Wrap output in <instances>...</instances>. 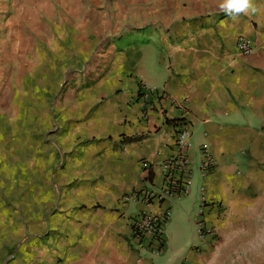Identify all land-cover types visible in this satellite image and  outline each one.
I'll use <instances>...</instances> for the list:
<instances>
[{"label": "crops", "instance_id": "crops-1", "mask_svg": "<svg viewBox=\"0 0 264 264\" xmlns=\"http://www.w3.org/2000/svg\"><path fill=\"white\" fill-rule=\"evenodd\" d=\"M9 2L22 20L83 0H0V15ZM141 2L152 6L125 20L102 74L52 96L35 111L33 131L0 137V264H160L162 255L132 237L129 219L160 213L166 202L173 213L172 200L144 206L121 197L160 184L180 121L191 132L192 175L189 193L176 200L191 191L196 214L219 237L192 242L176 264H214L233 221L264 196V0L235 14L222 0ZM239 36L252 48L247 55L236 48ZM138 83L152 92L150 109L136 97ZM202 144L214 159L208 174L198 170ZM142 161L152 164L146 177Z\"/></svg>", "mask_w": 264, "mask_h": 264}, {"label": "rangeland", "instance_id": "rangeland-1", "mask_svg": "<svg viewBox=\"0 0 264 264\" xmlns=\"http://www.w3.org/2000/svg\"><path fill=\"white\" fill-rule=\"evenodd\" d=\"M142 6L152 4L141 0L55 3L51 5L55 15L17 20L11 16L10 2L6 4L0 15V137L8 130L17 135L21 129L33 131L35 111L50 106L52 96L77 90L102 74L116 50L111 45L118 43L126 27L125 20ZM76 10L79 13L71 16ZM259 201L253 211L233 221L219 241L215 256L221 258L214 264H264V196ZM172 205L160 264H176L191 243L200 240L194 221L197 203L191 191L180 201L172 200Z\"/></svg>", "mask_w": 264, "mask_h": 264}, {"label": "built area", "instance_id": "built-area-1", "mask_svg": "<svg viewBox=\"0 0 264 264\" xmlns=\"http://www.w3.org/2000/svg\"><path fill=\"white\" fill-rule=\"evenodd\" d=\"M236 48L242 55L249 54L252 49L248 40L243 36L237 38ZM151 93V90L145 84L138 83L136 97L146 104L147 109L151 108L150 100L153 97ZM173 130L176 150L172 156L160 163L162 170V181L160 184L155 188L149 186L133 189L121 197V203H139L144 206L161 205L167 200L179 199L189 193L192 175V162L188 155V151L192 146L190 128L187 123L180 121L173 126ZM199 149L203 159L198 164V170L203 174H208L214 168V159L205 144H202ZM141 167L146 177L151 171L152 164L148 161H142ZM202 202L203 207L215 204L206 202L205 199H202ZM216 209L219 214L221 212L220 209L218 207ZM170 213V203L166 202L164 209L160 213L139 210L129 219L132 237L147 252L154 255L163 253L165 248L164 227L168 222ZM194 217L198 238L202 239L205 236H209L210 239H215L217 237L216 228L206 223L201 211Z\"/></svg>", "mask_w": 264, "mask_h": 264}, {"label": "clouds", "instance_id": "clouds-1", "mask_svg": "<svg viewBox=\"0 0 264 264\" xmlns=\"http://www.w3.org/2000/svg\"><path fill=\"white\" fill-rule=\"evenodd\" d=\"M220 7L228 14L256 10L255 7L250 3V0H222Z\"/></svg>", "mask_w": 264, "mask_h": 264}, {"label": "trees", "instance_id": "trees-1", "mask_svg": "<svg viewBox=\"0 0 264 264\" xmlns=\"http://www.w3.org/2000/svg\"><path fill=\"white\" fill-rule=\"evenodd\" d=\"M132 140V138H130V139H124L123 141H124V143L125 142H129V141H131Z\"/></svg>", "mask_w": 264, "mask_h": 264}, {"label": "bare ground", "instance_id": "bare-ground-1", "mask_svg": "<svg viewBox=\"0 0 264 264\" xmlns=\"http://www.w3.org/2000/svg\"><path fill=\"white\" fill-rule=\"evenodd\" d=\"M215 258V257H214ZM213 260V259H212ZM217 264V263H216Z\"/></svg>", "mask_w": 264, "mask_h": 264}]
</instances>
